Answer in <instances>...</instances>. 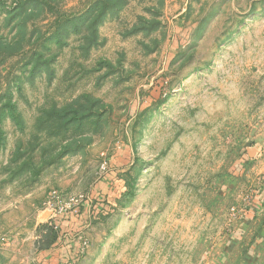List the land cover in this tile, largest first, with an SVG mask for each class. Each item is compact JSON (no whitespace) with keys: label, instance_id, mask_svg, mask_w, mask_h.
Returning a JSON list of instances; mask_svg holds the SVG:
<instances>
[{"label":"rangeland","instance_id":"374dc122","mask_svg":"<svg viewBox=\"0 0 264 264\" xmlns=\"http://www.w3.org/2000/svg\"><path fill=\"white\" fill-rule=\"evenodd\" d=\"M63 243L264 264V0H0V264Z\"/></svg>","mask_w":264,"mask_h":264},{"label":"trees","instance_id":"16d2710c","mask_svg":"<svg viewBox=\"0 0 264 264\" xmlns=\"http://www.w3.org/2000/svg\"><path fill=\"white\" fill-rule=\"evenodd\" d=\"M103 208H101L100 210H102ZM77 215H78V213L77 214H75V213H66V214H64V215H61V216H59L57 219H56V221L57 222H62L63 224H62V227H63V232H69V229L70 230H74V229H72V227L71 226H69V222H70V219L71 218H73V217H77ZM59 219V220H58ZM67 223V225H66V227H65V224ZM75 231V230H74ZM72 233H74L73 231L71 232V234ZM72 250V252H73V255H77L79 252V249L78 248H76V247H74V248H71ZM63 257H64V259H63V263H65V264H67L68 262H67V260H69V254H67V252H63ZM65 260H66V262H65Z\"/></svg>","mask_w":264,"mask_h":264},{"label":"crops","instance_id":"0c3cea01","mask_svg":"<svg viewBox=\"0 0 264 264\" xmlns=\"http://www.w3.org/2000/svg\"><path fill=\"white\" fill-rule=\"evenodd\" d=\"M66 225H67V223L65 224V227H66ZM60 250V254H61V256H60V254L59 253H56L57 255H55V252H52L53 254H50L51 255V260L53 261V263H58L59 261H60V258L63 256V252L65 251V252H67V253H69V255H71L70 254V252H71V247L69 246V245H65V243H63V246H62V248H60L59 249Z\"/></svg>","mask_w":264,"mask_h":264},{"label":"built area","instance_id":"2783aa9c","mask_svg":"<svg viewBox=\"0 0 264 264\" xmlns=\"http://www.w3.org/2000/svg\"><path fill=\"white\" fill-rule=\"evenodd\" d=\"M80 212V209H78L77 207L71 209V210H65V211H62L61 213H59L58 215L61 216V215H64L66 213H79Z\"/></svg>","mask_w":264,"mask_h":264}]
</instances>
